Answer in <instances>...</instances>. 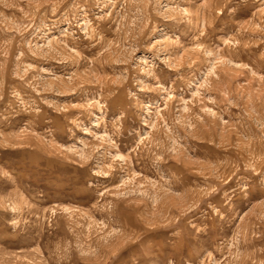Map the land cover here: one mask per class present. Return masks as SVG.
<instances>
[{
    "label": "rangeland",
    "instance_id": "374dc122",
    "mask_svg": "<svg viewBox=\"0 0 264 264\" xmlns=\"http://www.w3.org/2000/svg\"><path fill=\"white\" fill-rule=\"evenodd\" d=\"M0 264H264V0H0Z\"/></svg>",
    "mask_w": 264,
    "mask_h": 264
}]
</instances>
